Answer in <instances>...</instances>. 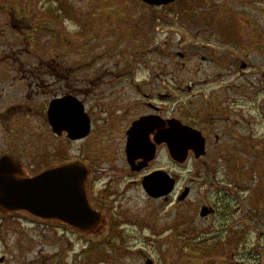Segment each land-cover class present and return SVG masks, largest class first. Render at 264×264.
I'll return each mask as SVG.
<instances>
[{
    "label": "rangeland",
    "instance_id": "374dc122",
    "mask_svg": "<svg viewBox=\"0 0 264 264\" xmlns=\"http://www.w3.org/2000/svg\"><path fill=\"white\" fill-rule=\"evenodd\" d=\"M51 59L65 61L73 76L100 71L103 76L164 78L173 95L170 110L180 106L188 115L202 102L200 91L223 93L242 121L237 126L232 117V140L223 139L218 149L210 150L206 166L192 161L184 165V180L192 187L184 210L149 201L138 190H120L118 203L124 210L116 208L114 198L112 213L135 226L123 225L113 235L132 248L128 254L117 245L114 254L109 253L106 245H88L74 234L63 251L51 245L49 228L26 221L20 231L0 227L1 245L26 252L28 264L37 256L41 263L44 257L49 260L54 252L65 253L66 264H162L161 256L163 264L179 258L185 264H264V0H179L167 8L140 0H0V94L20 99L27 92L35 97L31 87L27 90L17 81L22 78L32 85L39 61ZM243 63L248 70L241 68ZM81 64L88 67L80 70ZM206 78V84L199 81ZM17 119L0 113V156L6 150L4 126L15 127ZM33 120L39 122L38 117ZM30 137L26 131L27 174L33 171ZM199 169L206 175L200 177ZM223 197L233 205L227 219L220 210ZM202 203L220 213L202 221ZM167 229L170 237L181 236L184 243L165 238ZM196 229L202 233L197 238ZM17 240L20 245L15 247ZM203 245L213 248L211 253L196 254ZM87 246L89 256L84 253ZM85 257L93 261L86 263ZM55 258L57 264L64 261Z\"/></svg>",
    "mask_w": 264,
    "mask_h": 264
},
{
    "label": "flooded vegetation",
    "instance_id": "af4514ba",
    "mask_svg": "<svg viewBox=\"0 0 264 264\" xmlns=\"http://www.w3.org/2000/svg\"><path fill=\"white\" fill-rule=\"evenodd\" d=\"M177 1L179 0L162 7L167 8ZM243 47L248 50L246 45ZM178 55L184 57L180 52ZM87 67L88 65L81 64L79 69ZM241 68L248 70L249 67L243 63ZM70 69L65 61L57 59L39 61L37 70L34 71L35 75L32 76V85L31 82H24L22 78L17 81L18 84L25 85L27 90L31 87L35 97L27 95V92L20 99L16 96L11 97L10 94H0V113L7 118L15 115L18 118L15 127L4 126L2 133L6 135V150L0 159L8 157L11 160L8 166L9 173L17 174L20 169H25L23 157L29 156L24 148V135L27 131L31 136L27 142L33 147L29 161L33 171H29L28 175L35 176L58 166L71 164L80 166L86 170L88 196L93 207L103 214L104 223L96 235L79 232L69 224L67 221L69 173L66 170L61 173V178L56 183L57 189L62 193L60 201L64 207L62 206L59 212L52 213L50 221L35 218L26 212H6L0 208V227L6 225L20 231L22 222L26 221L32 225L49 228L53 232L51 245L54 247L59 245L63 251L66 249L70 234H74L80 236L79 239L88 245L91 243L106 245L109 253H112L114 245H117L124 250L122 254L124 252L128 254L132 248L127 242L121 243L117 240L118 237L113 235L117 230L119 233L121 226L129 224V220L117 219L112 213L114 198L116 208L124 210V206L118 203L117 196L120 190H138L140 194L146 195L149 201L165 202L167 205L171 203L174 208L183 209L191 195L190 192L186 199H180L183 190L189 186L184 180L185 161L177 160L170 150V145H175L178 149L186 145V134L181 126L196 129L205 139L206 154L200 158L195 152L189 151L188 157L195 165L206 166L210 150L218 149L224 143L223 139L232 140L234 134L232 131L228 132L232 117H235L234 123L237 126L242 119L229 109L230 102L223 93L215 91L206 95L204 91H200L198 94L202 102L188 115L180 106L176 110H170L169 101L173 95L164 78L158 76L140 78L136 75L103 76L99 75L100 71L73 76ZM199 81L203 84L209 82L207 78ZM204 97L207 99L204 100ZM53 103L54 109H51ZM53 113L65 115V118L56 119ZM33 117H38L39 122L34 121ZM2 122L0 121V127ZM41 122L43 126H40ZM40 127L45 132L43 138ZM191 141L189 143L192 147L196 145L194 140ZM128 145L137 147L132 150L131 158L127 154ZM215 154L217 152L213 156ZM167 173L176 181L174 191L169 195L164 193L149 196L144 190V179L154 175L160 181ZM198 175L200 177L206 175V170L201 169ZM223 200L225 197L221 199V205L225 207L227 204L223 203ZM199 206L207 208L206 216L201 217L202 221H211L220 213L218 208L209 203H202ZM124 212L127 213L126 210ZM222 216L228 218L227 213H223ZM166 232L165 238H169V230L164 231ZM171 235L173 242L184 243L181 236L177 237L173 233ZM184 237L189 238L185 235ZM1 242L0 237V264H28L24 261L26 252L14 251L12 250L14 246L8 247L6 243L1 245ZM156 244L160 248L161 242L157 241ZM19 245L20 241L17 240L15 247ZM182 246L179 247L182 252L180 255L184 256L185 247ZM89 247L85 248L84 253L87 254ZM212 249L197 253L208 254ZM54 253L64 258L60 264H66L65 253ZM55 255L50 256L49 260L44 257L42 263L40 256L33 257L29 264H57ZM88 258L92 259L85 257L86 263L93 261H89ZM163 258L160 257L162 264ZM179 261L172 264L183 262L185 264L184 258L182 260L179 258ZM147 264L155 263L148 260Z\"/></svg>",
    "mask_w": 264,
    "mask_h": 264
},
{
    "label": "water",
    "instance_id": "95a60500",
    "mask_svg": "<svg viewBox=\"0 0 264 264\" xmlns=\"http://www.w3.org/2000/svg\"><path fill=\"white\" fill-rule=\"evenodd\" d=\"M150 5H162L174 2L175 0H143ZM186 145L184 158L190 148L198 152V156L204 154V142L200 144L197 132L190 129L185 130ZM194 140L193 147L189 141ZM180 147V146H179ZM128 156L131 158L132 150L137 147L128 145ZM172 150H176L175 145H170ZM181 150V151H182ZM174 152H177L174 151ZM11 160L4 157L0 160V207L4 210L26 211L39 218L49 220L52 213L59 212L62 208L60 199L62 193L57 189V182L61 173L66 170L71 172L68 176V201L67 210L69 221L76 229L87 233H96L103 225L101 215L91 209L86 191V170L78 165H70L62 168L48 170L36 177L29 178L24 174L9 173L8 166ZM145 187L150 194L160 195L168 193L172 188V181L161 179L155 176L146 179ZM62 187H64L62 185ZM205 214V212H203Z\"/></svg>",
    "mask_w": 264,
    "mask_h": 264
}]
</instances>
